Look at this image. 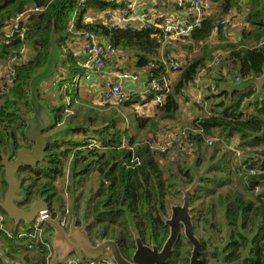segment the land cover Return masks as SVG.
Returning a JSON list of instances; mask_svg holds the SVG:
<instances>
[{
	"label": "trees",
	"instance_id": "1",
	"mask_svg": "<svg viewBox=\"0 0 264 264\" xmlns=\"http://www.w3.org/2000/svg\"><path fill=\"white\" fill-rule=\"evenodd\" d=\"M219 1L221 10L208 14L190 36L184 40L163 43L162 31L154 24L137 31L125 29L122 25L106 24L103 19L95 20L98 13L118 7V4L109 0H0V63L17 59L11 83L0 88V147L6 154L13 156L21 148L27 147L24 117L33 111L29 103V83L32 76L42 72L47 64L53 29L63 55L57 68L60 66L59 70L66 71V79L59 80V85H55L56 80L51 81L48 99L42 96L41 99L51 108L55 125L69 127L75 134L90 132L88 137L102 144V147H96L78 138L70 139L68 144L59 143L58 140L49 142L44 164L39 163L36 167L24 165L19 170V175H26L21 178L25 200L18 203L20 207L31 206L37 200V195L41 194L50 203L52 216L58 212L63 214L70 208L66 230L70 226L73 208L79 225L82 213L86 216L87 233L92 239H116L120 251L131 259L136 246L127 214L134 218L143 242L149 244L154 240L162 247L169 236V227L161 213L167 215L173 199H181L178 183L191 184L194 181L190 165L196 161L198 168L208 162V176L202 178V185L192 197L195 232L204 227L216 231V234L223 233V226L215 222L216 212L222 214L225 228L230 232L225 241L220 240L225 242L224 246L215 244L213 237L201 238L202 264H208L207 256L218 263L221 254L225 255L226 264H264V135H255L264 128V99L255 100L256 111L252 113L244 105L254 95V85L233 91L225 87L217 93L204 96V100L208 101L218 98L212 104L209 114H197L194 119L195 129L203 130L189 135L197 160L191 161V164L179 161L178 173H173L171 169L168 175H165L162 165L156 159L151 141L141 142L138 139L141 129L148 127L153 117L136 116L137 133L130 132L129 125L122 127L121 120L116 119L120 106L137 102L141 104L146 100L134 95L122 105L104 102L97 114H92L91 109L87 108L89 105H86V98H81L80 104L75 102L80 96L77 92L79 87L73 80L79 75L84 76L86 68L82 65L83 57L67 47L71 41L82 40L86 33L108 38L120 53L129 57L126 68L132 67L138 71L146 67L150 69L149 74L158 75L165 69L163 53L164 58L170 55L176 57L182 51L192 55L185 57L172 81V89L165 94L164 102L157 105V109L163 111L160 115L162 119L176 118L182 106L179 99L188 98L184 94L185 90L194 83L198 71L206 67L219 50L224 53L219 55L217 64L221 69H227V74L218 78L219 88L221 81L232 84L237 77L262 74L264 0H248L245 9L238 0ZM36 7L41 11L31 13L16 29L18 33L7 37L6 34L13 31L9 26L16 17ZM233 8L239 12L246 11L245 23L248 28L238 41L219 40L212 45L209 39L213 25L229 15ZM23 28L24 36L21 33ZM28 47H31L32 56H28ZM151 64H159L158 70L151 68ZM67 94L70 99L65 103L64 98H61ZM224 101L229 103L226 109L222 108L225 106ZM217 132L219 139L216 145L214 142L210 147L213 151L208 153L206 134L215 136ZM235 134L241 138V156L227 147ZM133 159H140L141 162H133ZM1 161L0 156V200H3L8 183L5 181L6 169ZM68 164V179L72 180V185L84 187L91 168L98 174L99 186L88 194L86 203L84 193H76L80 188L71 189L70 198L65 197L64 188L59 192L56 190V183L65 177ZM80 166L84 167L78 169ZM252 166L259 168L253 175L249 173ZM257 186L260 187L259 192L255 190ZM202 192L204 200L199 201ZM0 212L5 218L3 227L0 221V264H17V261L19 264H49L52 258L51 247L48 248L40 241L34 243L22 239L18 236L20 225L10 221L1 206ZM43 225L47 233L44 239L49 243L47 235L51 228L45 223ZM29 243L34 244L33 249L28 248ZM189 245L183 233L166 264H189L191 251L183 249Z\"/></svg>",
	"mask_w": 264,
	"mask_h": 264
},
{
	"label": "water",
	"instance_id": "2",
	"mask_svg": "<svg viewBox=\"0 0 264 264\" xmlns=\"http://www.w3.org/2000/svg\"><path fill=\"white\" fill-rule=\"evenodd\" d=\"M51 53L48 57L44 70L32 76L29 88H31L29 103L33 107V114L30 117H24L26 121L25 138L29 143H33L31 149L21 148L15 157L0 147L1 163L5 166V181L8 183V189L4 196V201L0 200V206L7 213L10 221H15L19 226L24 223L30 226L40 218L45 221L52 229L47 235L49 245L52 250V258L49 264H65L72 255L79 258L86 264L87 260L98 261L103 255L110 254L114 264H166L172 257L174 248L181 241L183 233L187 242L192 246L189 264H199L202 253V242L194 231V216L192 197L199 186L202 185V178L207 177V168L202 172L194 170L195 179L186 187L182 182L178 183L179 191L182 192L183 202L180 205L172 204L170 206V216L162 214L165 224L169 227V236L160 248L153 240L150 245L143 242L136 223L132 215H128L131 233L134 235L135 250L131 259L125 257L120 251L116 239H103L102 237L94 241L87 233V222L84 215L82 222L78 224V216L75 211L71 213L72 219L69 229L66 230L61 224V214L55 217L49 215L48 205L41 194L37 200L27 208L20 207L17 202L25 200L23 194V181L17 176L18 171L25 165L35 167L39 163H44L47 157L49 141L56 139L57 136L70 130L69 127L57 130L55 132L44 134L53 124V115L49 107L45 106L40 100V85L43 81L52 77L56 71L59 61L62 60V51L59 49L54 29L51 37ZM256 86L255 98L264 97V71L260 75L252 74L247 78H240L231 87V90H238ZM256 136L264 135L262 131L255 133ZM192 164L190 167H192ZM221 264H225L222 258Z\"/></svg>",
	"mask_w": 264,
	"mask_h": 264
},
{
	"label": "built area",
	"instance_id": "3",
	"mask_svg": "<svg viewBox=\"0 0 264 264\" xmlns=\"http://www.w3.org/2000/svg\"><path fill=\"white\" fill-rule=\"evenodd\" d=\"M114 3H120L121 4V15L119 17V22H123L122 26H124L125 29H132V30H141L143 27L148 26L149 22L144 21L143 24H140L139 26H133L132 24L126 22L131 20L132 18V7H133V0H109ZM239 3L243 6V9H245V6L248 3V0H238ZM179 6L185 7L189 10V18L187 19H176V21L166 23L163 25L160 29L162 31L161 39L165 42H169L170 40H184L185 37L190 36L194 30L197 27H200L204 18L208 15L207 12V0H178ZM41 9L39 8H33L26 13H21L16 17V19L13 21L12 25L9 26V29L12 27L13 31L8 32L7 37L12 36L13 34L18 33L16 29L30 16L31 13H37L40 12ZM246 12V11H245ZM245 12H240L244 16L245 20ZM236 21V14H233L232 12L227 15L226 17L218 20L213 25V31L210 36L209 41H211L216 35H227L232 27L234 26ZM120 24V23H118ZM245 24V23H244ZM121 25V24H120ZM72 28V26H71ZM25 28L21 31L22 36H24ZM20 34V33H19ZM8 41V40H7ZM81 53L84 56V65L86 69L89 70H103V67L108 62H112L116 59H119L120 64L123 66L117 71V76L114 80V82L110 85V87L103 92V95L101 97L100 102H108L114 105H122V103L126 100L132 99L134 95H137L134 89L127 88L125 86V82L129 81L132 83L138 82L141 76V73H139L137 70L128 69L125 66L129 62V57L127 55H124L120 53L118 49L114 46L113 42L109 40L106 37H101L98 35H95L93 33H86L84 35V38L81 41ZM221 53L215 55L212 61L208 62L206 64V67H204L203 70H209L214 68L219 60V55ZM17 59L8 61L9 64V71L3 73L0 76V88L5 84H10L13 77H14V65L16 64ZM163 65H165V69L158 75L149 74L150 71L149 68H147V85L148 87L140 92V98L142 97L143 100L153 99L154 103H162L165 100V94H168V92L172 89V81H173V74L178 72V70L181 67V61L179 59L174 58L173 56H170L168 58H162ZM153 69L158 70L159 64H151L150 66ZM208 73V71H207ZM216 75V74H214ZM212 75V76H214ZM197 79V78H196ZM237 81H239V78H237ZM55 85H59V80L55 81ZM217 83L215 81H210L209 89L211 92L217 91ZM69 97H66V101H69ZM200 105L202 107L205 106V102L198 99ZM209 114V112L207 113ZM199 131H203L201 128L198 129ZM178 138L172 137L169 139H163L160 140L161 143H165L167 146H162L164 149H167L172 143H176ZM169 140V141H168ZM186 149L185 152L187 153V156H191L195 153V148L192 140H190V136L185 135L184 137ZM210 145L213 144L214 139H211ZM125 141V139H124ZM86 142L92 143V145L96 147H102V144L94 139L87 138ZM240 139L238 136H235L232 140L231 144L227 145L228 149L231 150L233 153H235L237 156H241L243 150L240 149ZM138 159H133L134 161H137ZM139 161V162H138ZM137 162L140 163V159ZM259 170L257 166H252L249 169V173L253 175V173H256ZM260 187L257 186L255 190L259 189ZM259 191V190H258ZM70 215V208H67L63 214H61V224L66 227L68 225V220ZM4 216L0 212V221H1V227H3L4 223ZM28 228H24L22 231L19 232V235L22 239L31 240L32 242H42L45 246L50 248L49 243H47L44 239V235H46L45 227L42 225V220L40 218H37L32 225L27 226ZM8 230V229H6ZM32 243L28 244L29 249H33ZM65 264H84L79 260L78 257L72 255L70 258L67 259ZM86 264H114V261L112 257L108 258H100L98 261H92L87 260Z\"/></svg>",
	"mask_w": 264,
	"mask_h": 264
},
{
	"label": "rangeland",
	"instance_id": "4",
	"mask_svg": "<svg viewBox=\"0 0 264 264\" xmlns=\"http://www.w3.org/2000/svg\"><path fill=\"white\" fill-rule=\"evenodd\" d=\"M98 14L99 15H95V20L103 19V21L106 22V24H110L107 21V13L106 12H103V13L101 12V13H98ZM28 48H30L28 56L29 55L32 56L31 47H28ZM5 72H2V73L0 72V76L3 73H5ZM57 73H58V71L55 72V74L52 76V78L55 77L57 75ZM80 76L81 75H79L78 77H80ZM204 76H208V75H204ZM81 77H83V76H81ZM237 78L232 82L231 86H233V84H235V82H237ZM50 80L51 79H48L47 81H45L48 84H46L43 88L41 87L42 88V92H43V98H45V99H48L49 92L51 91L50 84H49ZM54 80H58V79L55 78ZM85 81H86V79L83 77L81 79V84L82 85L85 84ZM220 83L222 84V83H225V82L221 81ZM225 85H226V83H225ZM251 85H253V84H251ZM224 87L225 86H221L220 85V88H219V85H218V89H224ZM249 87H251V86H249ZM240 89H245V88H240ZM255 90H256V86H255ZM62 92H63V90L60 91V94ZM208 92H209L210 95L214 94L213 92H211V90L209 88H208ZM95 93H96V91L93 89V94H95ZM255 93H256V91H255ZM255 93H254V95H255ZM254 95L252 96V98H250L248 100V102H246L244 104L245 105V109L249 113H252V112L256 111V105L254 103V102H256L255 100H257L259 98L262 99L261 96L258 97V98H255ZM63 98H64V102L67 103L65 95L61 98V100H63ZM217 98L218 97H214V99H211L210 101H208L203 108L199 109L198 106L196 105L198 110H196L195 107L192 106V104H193L192 102L194 101V97L192 95L190 96V101H188V102L184 101L185 102L184 106H183V103H182L183 100L179 99V102L182 104V106H181L180 110L178 111V113L176 115V118L174 120H172V119H162L161 116L163 114V111L160 110V109L159 110L157 109V105L158 104L154 103L153 99H149V101L147 103H141V104L139 103L138 104V102H137V103H133L132 105L130 104V105H122V106H120L117 109L116 116H118V117L116 119L117 120H121L122 127L125 124L129 125L130 126V130H131L130 132L137 133V129L135 128V123H136L135 122V117L136 116H141V115H143V116H147L148 115V116L153 117L152 118L153 122L150 123L149 126L146 127L145 129H141V131L138 134V137H139L138 139L141 142L151 141V149L154 152H156V159H158V161L162 165L165 175H168L171 169H172L173 173L177 174L178 173L177 166H178V162L179 161H181V162L188 161V164H191L192 163L191 161L194 162L195 159L197 160V158H195L196 157V153L191 155V156H187V153L185 152L186 145H185L184 137H185V135L189 136L190 134L191 135L197 134L198 129L196 130L195 127H194L195 126L194 125V119H196L195 118L196 115L197 114H201L202 115L203 113L210 112L211 106L217 100ZM263 99H264V97H263ZM87 101H88V103H86V105H89L87 108L91 109V113L92 114H97L98 111L102 108V106H100V105L93 104L94 100H92V99L91 100H87ZM250 101L252 103L249 104ZM224 102H225V106H223L222 108L226 109L229 106V103L226 102V101H224ZM193 110L195 111V113H191V111H193ZM70 112L72 113V111H70ZM32 113H33V111L29 114V116ZM111 113H112V111H111ZM153 133L154 134L156 133L155 136L153 135ZM90 135H91L90 132L75 134V132L73 130H69L63 136L58 138V141L61 140L62 138H66L64 140V142L68 144V141L70 139L78 138L79 140H81L84 143V141H86V139L89 138L88 136H90ZM216 136H217V134H216ZM172 137L178 138L177 139L178 141H176V143H172L167 149H164L162 146H167V145L165 143H161L160 144V140L169 139V138H172ZM215 138H216L215 136L206 134L207 146L209 147V149H207L208 153H211L213 151L210 147H212L214 142H215V145H216V142H217L218 139H215ZM211 139H214L212 145H210V141H212ZM45 161L46 160H44V162ZM207 163L204 164L202 167H198L197 168L196 167V161H195V163H192L194 165L192 167H189V169H191V172L195 176V174L193 172L194 170H196L197 172H202V171H204L207 168L206 176H208V172L210 171V167H209V164H207ZM38 165L39 164H37L36 166H38ZM84 166H80L78 169H81ZM69 168H70V165L68 164V167L66 168L65 177H63V178L61 177L60 180H59V183H56V186H57L56 190H58V192H59L60 189L64 188L65 197L70 198V192H72L71 189L75 190V189H79L80 188L79 191L76 192V193H79L80 191H82L84 193L83 197H85V202L84 203H86L88 194H90V192L93 189H96L99 186L98 185V183H99L98 174L95 172L94 168H91L90 175H89L88 180L86 182V185L84 187H82V185H72V180L68 179L69 171H70ZM18 176L21 179V178H23V176H26V175H25V173H22L20 175L18 174ZM178 177L180 178V175H178ZM42 182L46 183L44 181H42ZM184 185L186 187H188L190 184H186L185 183ZM258 190L260 191V188L257 189L256 191L259 192ZM201 195H202V197L199 199V201L200 200H202V201L204 200L203 192H202ZM180 198H181L180 200L173 199L172 203L173 204H180L181 202H183L182 201L183 200L182 192H181V197ZM199 201H197V202H199ZM171 204H170V206H171ZM197 205H199V204H197ZM71 206L72 207L74 206L73 193H72V198H71ZM73 210L74 209L72 208V211ZM169 211L170 210H168V213H169ZM216 213L217 214H216L215 222H216L217 225L223 226L222 227V228H224V230H223L224 232L223 233H219V234L217 233L218 234L217 235L216 231L208 230V228L205 229L204 227L199 228L198 230H196V232H197L198 238L200 237V238H204V239H209V238L213 237V239L215 241V244H217L219 246H224L225 242L222 243V242H220V240L223 239V241H225L226 238L228 237V234H229L228 232H230V231L227 229V227L225 228V224H224V220H223L222 214L219 213V212H216ZM23 229H24V224H21L20 227H19V230L22 231ZM183 245H185V244H183ZM183 249H184V251L188 250V251L192 252V246L191 245L186 246ZM103 257L108 258V257H111V255L110 254H105L101 258H103ZM17 264H19V261H17ZM208 264H220V261H218V263H216L213 259H209Z\"/></svg>",
	"mask_w": 264,
	"mask_h": 264
},
{
	"label": "crops",
	"instance_id": "5",
	"mask_svg": "<svg viewBox=\"0 0 264 264\" xmlns=\"http://www.w3.org/2000/svg\"><path fill=\"white\" fill-rule=\"evenodd\" d=\"M132 2H133L132 18L129 21L126 20V22H128V23L131 22L130 24H132L133 26H139L140 24H143L144 21H146V22H149L151 24H154L158 28H161L166 23L176 21V19H179V18H182V19L187 18L188 19L189 18V10L186 8V6L185 7L179 6L178 0H133ZM117 4H118L117 8H112V9H108L107 11H105L107 13V21L110 24H115V25L121 24L122 25L124 23V21L119 22V17L122 13L121 12L122 7H121L120 3H117ZM207 5L208 6H207L206 10H207L208 14H212L213 12L221 10V2L219 0H207ZM232 10L233 11H231V12L233 14H236V21H235L234 26L232 27L231 31L227 35H225L224 37L222 35H216L210 41V43L212 45H213V43H218L219 40L221 42H222V40L225 42L238 41L241 39L244 30L247 29L245 27L247 25L244 24V21H245L244 16L237 9L233 8ZM118 23H120V24H118ZM81 41L82 40L78 39V40L69 42L67 49L68 50H74L77 54H80V56H82L84 59V56L80 50L81 49ZM170 41L174 42V40H170ZM165 43H167V42H165ZM219 53H224V52L219 50L217 52V54H219ZM163 55H162V57H164ZM187 55H189V57L192 56L191 54H188V51L179 52V54H176V57H174L173 55L172 56L176 59H179L181 61V65H182L183 61L185 60V57ZM82 65H84V60H83ZM59 68H60V66L58 68L56 67L55 72L58 71V73L55 77L48 78V79H51L50 83L55 78L60 80V81L63 79L64 80L66 79V75H65L66 71L64 69L59 70ZM120 68H121V64L119 62V59H116L112 62L106 63V65L103 67V70L97 71V70L86 69L84 76H83L86 79L85 84H83V85L81 84V79L83 78L81 76L78 77V79L73 80L74 84H77V86L79 87L77 92L79 93L80 97H78V99L75 100L76 104H80L79 102H80L81 98L82 99L86 98L87 100H91V99L94 100L95 103L93 102V104L102 106V104H104V103L100 102V101H101V97L103 95V92L105 90H107L110 87V85L114 82V80L117 76L116 72L119 71ZM129 68L134 70V68H132V67H129ZM8 69H9L8 62L2 61L0 63V72L1 73L5 72V71L8 72L9 71ZM203 69L204 68H202L201 70L198 71V74L196 76L197 79H195L194 83L192 85H190L185 90L184 94L188 98L182 99L183 100L182 101L183 106L185 105L186 101L187 102L190 101V96L192 95L194 97V101L192 102L193 103L192 106L195 107L196 110H198L197 106H198V108L202 107L200 105V103L198 102L199 98H200V100L203 99V101L205 103L208 102V100H204V96L210 95L208 92V87L210 85V81H215L217 83V85H219L218 78L221 77L222 75L227 74V69H221V67L218 66V64L212 69H209L206 71ZM207 71H208V73H207ZM138 72L141 73V76H140V79L138 82H135V83H132L129 81L125 82V86H127V88L134 89V91L136 92L137 95H139L140 92L144 90V87L145 88L148 87V85H147V77H148L147 68L146 67L142 68V69L138 70ZM210 74H211V76H210ZM214 74H216V75H214ZM204 75H208V76H204ZM212 75H214V76H212ZM176 76H177V72L173 74V80L175 79ZM45 81H47V80H45ZM45 81H43L40 85V100L41 101H42L41 96L43 97L42 88L46 84H48ZM220 85L228 87L229 90L232 91L231 90L232 86L230 83H228V81L226 82V85H225V83H222V84L220 83ZM93 89L96 91L95 94H93ZM218 91H219V89L217 88V91H215L214 93H217ZM42 103H44V102L42 101ZM138 104H139V102H138ZM44 105L47 106L45 103H44ZM47 107H49V106H47ZM51 113L53 115V112H51ZM191 113H195V111L193 110V111H191ZM53 124L54 125L48 131L44 132V134L48 135L49 133H52V132H55L57 130L65 128V127L62 128L61 126L55 125L54 115H53ZM67 131H69V130H67ZM65 133L61 134L60 136H57L56 139H53L49 142H54V141L58 140V138L63 136ZM216 134H217V136L215 135V137H216L215 139H219L218 132ZM235 136H238V138L240 139V142H241L240 136L238 134H235L234 137ZM234 137L231 138V142L234 139ZM65 139L66 138H62L61 140H59V143L64 142ZM231 142H230V144H231ZM26 143L33 145V143H29L27 140H26ZM32 145L30 147L28 146V147H24V148L31 149ZM18 173H19V171H18ZM17 176H18V174H17ZM19 179H20V177H19ZM1 201H4V198ZM17 204H18V202H17ZM81 222H82V220H81Z\"/></svg>",
	"mask_w": 264,
	"mask_h": 264
},
{
	"label": "flooded vegetation",
	"instance_id": "6",
	"mask_svg": "<svg viewBox=\"0 0 264 264\" xmlns=\"http://www.w3.org/2000/svg\"><path fill=\"white\" fill-rule=\"evenodd\" d=\"M254 73V72H253ZM239 79H240V77H239ZM27 144V147L29 146H31L30 144H28V143H26ZM17 155V154H16ZM16 155H14L13 157H15ZM46 160V159H45ZM45 163V162H44ZM44 163H42V164H44ZM22 188H23V185H22ZM8 189V188H7ZM7 191V190H6ZM6 193V192H5ZM39 195V194H38ZM38 195H37V197H38ZM5 196V195H4ZM37 199V198H36ZM44 199V198H43ZM46 200V199H45ZM34 203V202H33ZM46 203H47V205H48V209H49V215H50V203H48L47 201H46ZM182 203V202H181ZM172 205V204H171ZM177 205H180V204H177ZM72 213V212H71ZM57 214H61V212H58ZM85 214V213H84ZM82 215H83V213H82ZM81 215V216H82ZM171 214H170V211H169V213H167V216H170ZM50 216H52V215H50ZM70 216V215H69ZM85 216V215H84ZM53 217H55V216H53ZM86 217V216H85ZM70 218V217H69ZM82 218H83V216H82ZM82 220V219H81ZM87 222V221H86ZM47 224L45 221H43L42 222V225L43 224ZM48 225V224H47ZM44 226V225H43ZM49 226V225H48ZM45 227V226H44ZM50 227V226H49ZM51 228V227H50ZM52 229V228H51ZM194 231H195V223H194ZM50 232V231H49ZM47 234V233H46ZM196 235H197V232H196ZM199 239L201 240V238L199 237ZM93 240L94 241H96L97 239H94L93 238ZM202 242V241H201ZM146 244H148V243H146ZM151 243H149L148 245H150ZM209 247V246H208ZM161 248V247H160ZM210 248V247H209ZM202 253H203V251H202ZM202 253H201V255H200V263L199 264H202L203 263V259H202ZM134 254V253H133ZM133 256V255H132ZM222 258H223V260L225 259V255L223 256V254H221V258H220V264H221V260H222ZM209 259H211L209 256H207V263H208V261H209ZM189 262H190V260H189ZM226 264V263H225Z\"/></svg>",
	"mask_w": 264,
	"mask_h": 264
},
{
	"label": "clouds",
	"instance_id": "7",
	"mask_svg": "<svg viewBox=\"0 0 264 264\" xmlns=\"http://www.w3.org/2000/svg\"><path fill=\"white\" fill-rule=\"evenodd\" d=\"M244 23H245V21H244ZM245 25H246V23H245ZM246 28H248L247 26H245ZM78 77V76H77ZM75 79H78V78H75ZM67 96L70 98V96H69V94H67ZM66 96V97H67ZM147 101H149V100H147ZM146 103V102H145ZM75 256V255H74Z\"/></svg>",
	"mask_w": 264,
	"mask_h": 264
},
{
	"label": "bare ground",
	"instance_id": "8",
	"mask_svg": "<svg viewBox=\"0 0 264 264\" xmlns=\"http://www.w3.org/2000/svg\"><path fill=\"white\" fill-rule=\"evenodd\" d=\"M164 43V42H163ZM164 45V44H163ZM166 45V44H165ZM162 70V69H161ZM202 98V97H201ZM196 100V99H195ZM200 109V108H199Z\"/></svg>",
	"mask_w": 264,
	"mask_h": 264
}]
</instances>
